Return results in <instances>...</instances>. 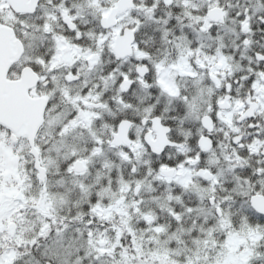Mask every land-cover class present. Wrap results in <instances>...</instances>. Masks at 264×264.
Listing matches in <instances>:
<instances>
[{"label":"snow or ice","instance_id":"snow-or-ice-1","mask_svg":"<svg viewBox=\"0 0 264 264\" xmlns=\"http://www.w3.org/2000/svg\"><path fill=\"white\" fill-rule=\"evenodd\" d=\"M0 264H264V0H0Z\"/></svg>","mask_w":264,"mask_h":264}]
</instances>
